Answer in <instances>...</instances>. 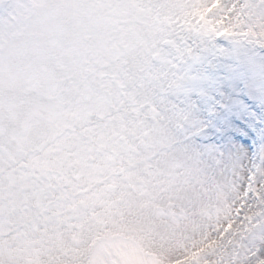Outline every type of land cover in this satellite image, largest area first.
Masks as SVG:
<instances>
[{
	"label": "snow or ice",
	"instance_id": "obj_1",
	"mask_svg": "<svg viewBox=\"0 0 264 264\" xmlns=\"http://www.w3.org/2000/svg\"><path fill=\"white\" fill-rule=\"evenodd\" d=\"M0 264H264V0H0Z\"/></svg>",
	"mask_w": 264,
	"mask_h": 264
}]
</instances>
